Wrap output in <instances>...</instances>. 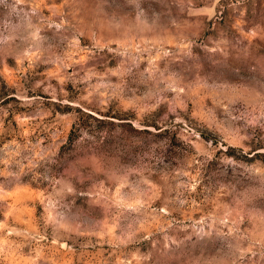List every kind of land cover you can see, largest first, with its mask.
Instances as JSON below:
<instances>
[{"label": "rangeland", "instance_id": "obj_1", "mask_svg": "<svg viewBox=\"0 0 264 264\" xmlns=\"http://www.w3.org/2000/svg\"><path fill=\"white\" fill-rule=\"evenodd\" d=\"M0 264H264V0H0Z\"/></svg>", "mask_w": 264, "mask_h": 264}, {"label": "trees", "instance_id": "obj_2", "mask_svg": "<svg viewBox=\"0 0 264 264\" xmlns=\"http://www.w3.org/2000/svg\"><path fill=\"white\" fill-rule=\"evenodd\" d=\"M86 116H88L89 118H87ZM95 121H98L99 123L103 122L101 119H98L92 115L79 116L78 120L71 126V129L69 131L68 141H67L68 148H73L75 146L74 140L83 132H89V133L95 132L102 136L103 130H95V125H94ZM103 138H105V135H103Z\"/></svg>", "mask_w": 264, "mask_h": 264}]
</instances>
